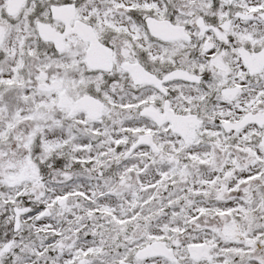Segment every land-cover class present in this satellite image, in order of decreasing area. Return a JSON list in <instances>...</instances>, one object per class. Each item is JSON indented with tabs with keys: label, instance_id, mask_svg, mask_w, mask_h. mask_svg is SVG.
<instances>
[{
	"label": "snow or ice",
	"instance_id": "snow-or-ice-1",
	"mask_svg": "<svg viewBox=\"0 0 264 264\" xmlns=\"http://www.w3.org/2000/svg\"><path fill=\"white\" fill-rule=\"evenodd\" d=\"M0 264H264V0H0Z\"/></svg>",
	"mask_w": 264,
	"mask_h": 264
}]
</instances>
